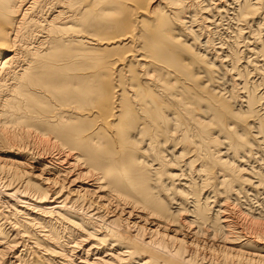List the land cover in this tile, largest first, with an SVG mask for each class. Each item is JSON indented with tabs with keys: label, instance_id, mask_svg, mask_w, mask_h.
<instances>
[{
	"label": "bare ground",
	"instance_id": "obj_1",
	"mask_svg": "<svg viewBox=\"0 0 264 264\" xmlns=\"http://www.w3.org/2000/svg\"><path fill=\"white\" fill-rule=\"evenodd\" d=\"M263 21L0 0V264H264Z\"/></svg>",
	"mask_w": 264,
	"mask_h": 264
},
{
	"label": "rangeland",
	"instance_id": "obj_2",
	"mask_svg": "<svg viewBox=\"0 0 264 264\" xmlns=\"http://www.w3.org/2000/svg\"><path fill=\"white\" fill-rule=\"evenodd\" d=\"M217 19V18H216ZM222 20V21H221ZM220 22H221V25H220ZM227 24V26H228V21L227 20H224V19H220V21L218 20V25H220L218 28H219V31H217V32H219V33H217L216 32V34H214L215 33V31L216 30H212V43H214L215 45H217L218 44V42L221 40V38H224V37H226V32L224 31V29H226L227 28V26H226V24ZM263 23H264V21H263ZM224 26H226V27H224ZM223 28V29H222ZM264 28V24H262V29ZM263 33V34H262ZM261 34H262V37H263V39H264V29L262 30V32H261ZM218 38V39H217ZM263 190V191H262ZM259 193H261V194H259L258 195V197L257 198H259V199H251V203H253V202H256V203H254L255 205L256 204H259V203H261V202H264V189H260L259 190ZM263 197V198H262ZM263 200V201H262ZM258 201V202H257Z\"/></svg>",
	"mask_w": 264,
	"mask_h": 264
}]
</instances>
